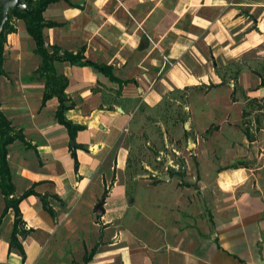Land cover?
<instances>
[{"label":"crops","instance_id":"1","mask_svg":"<svg viewBox=\"0 0 264 264\" xmlns=\"http://www.w3.org/2000/svg\"><path fill=\"white\" fill-rule=\"evenodd\" d=\"M42 16L47 47L83 49L109 72L55 62L67 77L64 117L82 125L71 134L57 98L42 103L40 57L11 18L3 54L7 45L22 55L17 67L30 66L15 99L34 139L8 152L16 193L31 192L18 215L0 217V264H35L79 212L93 213L98 236L75 264H261L264 0H53ZM170 104L179 118L166 123ZM141 132H162L181 154L163 158L170 172H128Z\"/></svg>","mask_w":264,"mask_h":264},{"label":"rangeland","instance_id":"2","mask_svg":"<svg viewBox=\"0 0 264 264\" xmlns=\"http://www.w3.org/2000/svg\"><path fill=\"white\" fill-rule=\"evenodd\" d=\"M21 43L23 44V41ZM25 45L27 47L28 43ZM16 55H13L6 45L3 64L5 75L0 76L1 110L10 120L13 129L12 132H19L22 135L21 140L16 138L7 145L8 152L10 149L12 150L17 146L26 148L30 144L31 139H34L32 133H25L23 131L25 127H28L29 119L27 111L21 106L22 104H19L23 101L15 99L18 82L22 79L20 76L29 75L30 66L26 69L17 67L16 62L20 63L23 58L20 53L17 57ZM24 61L27 64L32 63L30 58H24ZM152 118L156 120V117ZM163 118V121L166 123L176 122L177 118H179V108L171 104L165 106ZM147 141L149 144L146 143ZM167 141H169V138ZM166 142H164L162 132H160L159 135L156 134L155 140L149 139L147 132H141L139 134V139L136 142L134 141L133 146H131L133 150L129 151L128 172L133 174L147 173L151 172L150 169L159 172H170L171 168L168 167L166 170L164 169L162 163L163 158L171 156L175 161H178L181 154L177 156L170 145L165 146ZM159 150H161V153H159ZM156 154L160 155V160L156 163H151V157L155 158L154 156ZM145 164H148L150 169L144 167ZM179 169L181 170L180 166ZM12 183L14 184L13 180ZM19 194L21 193H16V190H14L15 196ZM3 205L4 199L0 193V214ZM71 215L72 213L69 216ZM76 216H78V218L74 219L71 217V221L69 220L71 226L68 230L63 229L60 237L59 233L56 232L49 238L48 242L43 246L42 253L35 264H75V262H81L83 250L92 246L93 242L97 239L98 232L96 231L97 226L94 225L95 217L92 212H79ZM2 230H4V228H2ZM67 231L68 234H66Z\"/></svg>","mask_w":264,"mask_h":264},{"label":"trees","instance_id":"3","mask_svg":"<svg viewBox=\"0 0 264 264\" xmlns=\"http://www.w3.org/2000/svg\"><path fill=\"white\" fill-rule=\"evenodd\" d=\"M23 1L27 5V8L31 10V13L29 14L17 7H9L7 10V17L0 30V76L5 74L3 67V45L6 39V34L14 30V26L10 22L11 18H21L25 23L27 32L33 40V52L37 53L40 57L35 72L37 77L43 80L42 103H45V101L52 96L57 98L58 105L55 110V115L65 123L69 132L72 134L76 129L82 128V125L73 124L64 117V110L70 106V103H65L66 95L64 93V88L67 84V77L63 73L57 71L55 68V62L68 61L77 65H90L107 73L109 72V66L91 61L83 54V49H79L75 52L67 50L60 52L56 45L47 47L44 41L43 28L45 26H51L52 23L43 19L42 11L46 5L53 0ZM12 130L10 120L5 116L0 107V193L4 199V205L0 217L9 207H11L15 214L18 215V203L20 199L31 192V189H25L21 194L17 196L14 195L15 186L12 183L7 160V145L16 138L21 140L22 135L19 132L14 133ZM17 221L18 218H15V222ZM84 258L86 260V256Z\"/></svg>","mask_w":264,"mask_h":264},{"label":"water","instance_id":"4","mask_svg":"<svg viewBox=\"0 0 264 264\" xmlns=\"http://www.w3.org/2000/svg\"><path fill=\"white\" fill-rule=\"evenodd\" d=\"M9 7H17L21 10L31 13V10L27 8V5L23 0H0V30L2 28L3 22L7 17V10ZM103 199H100L94 207L96 214H101L103 212L102 207Z\"/></svg>","mask_w":264,"mask_h":264},{"label":"built area","instance_id":"5","mask_svg":"<svg viewBox=\"0 0 264 264\" xmlns=\"http://www.w3.org/2000/svg\"><path fill=\"white\" fill-rule=\"evenodd\" d=\"M166 60V59H165ZM167 61V60H166ZM170 65H171V62L167 61ZM262 263L261 264H264V258H262Z\"/></svg>","mask_w":264,"mask_h":264}]
</instances>
